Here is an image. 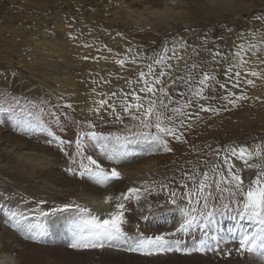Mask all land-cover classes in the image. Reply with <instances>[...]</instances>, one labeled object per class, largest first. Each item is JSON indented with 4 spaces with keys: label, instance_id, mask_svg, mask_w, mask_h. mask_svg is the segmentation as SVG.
<instances>
[{
    "label": "rangeland",
    "instance_id": "1",
    "mask_svg": "<svg viewBox=\"0 0 264 264\" xmlns=\"http://www.w3.org/2000/svg\"><path fill=\"white\" fill-rule=\"evenodd\" d=\"M167 1L0 0V105L8 106L5 103L6 97H15L21 101V104L28 100L36 103L48 100L44 99L46 97L38 89V84L27 79L29 75L18 68L20 64H24V59H28L29 54H48L49 50L47 49L61 50L65 53L63 54L65 57L69 56V58L63 56V61L66 63H62L64 64L62 70L68 71L69 76H66L69 78L67 80H72L81 88L86 84L87 86L98 83L110 85L113 84L112 80H120V76L126 77L130 69H118L114 61L125 56L127 54L125 50L128 47L133 49V53L138 48L142 55L144 54V58L153 55L157 46L158 52H160L166 43L173 40L179 41L181 38L197 49H200L202 44H206L207 49L219 47L224 51L233 50V46L238 41L247 43L249 40H253L252 35L246 36L245 34L254 33L256 41H264V0H219L224 7L213 4L212 0H175L176 10L168 19H162L166 23L169 22L170 25L162 24L157 29L152 28L154 23L150 22L156 18L151 16V13L155 10H164L168 4ZM143 10H147L150 15L141 18ZM58 20H64L60 27H57V25L59 26ZM62 28L66 29L65 33L62 32ZM69 33L72 35L75 33L74 36H77L78 39H69ZM117 33H121L122 36H117ZM242 37L244 38L242 39ZM85 43L92 47L87 49L82 47ZM105 45L107 47H104ZM108 48L112 49L111 53L107 51ZM260 51L264 56V43H261ZM105 53L107 57H104ZM189 53H192L191 48ZM84 56L98 59L85 60ZM193 58L208 59V52L202 50L200 56L196 57L193 54ZM205 67L210 68L211 66L205 65ZM219 78L222 81L224 79L222 75ZM60 80L63 81V79ZM103 80L111 81V83H106ZM26 82L32 84L26 85ZM263 91L264 83L258 87L261 96L259 100L250 97V93L247 92L249 99L244 101L246 104L239 108L230 107L228 111H221L218 115L200 113L197 123L204 126L205 122V127H207V123L211 124L205 129L209 140L203 141L198 146L199 148L187 146L189 149L187 152H193L191 157L187 156L190 159H179L177 162L173 160L175 151L164 152L163 148L157 149L154 145L145 142L128 143L124 146L128 153L127 162L116 166L122 174V179L115 182L114 189L109 194H113L117 190H126L128 187L141 188L139 204L134 199L131 202H126L127 223L125 230L129 235L138 234L137 225H139V233L144 237H154L176 231L177 224L181 222L179 220L182 217L180 208L186 206L177 185L185 183L186 175H192L199 172L200 169L209 167L215 159V153L211 151L209 145L212 148L230 144L254 146L262 142V138H264V102H261L264 101ZM54 103L56 101H53ZM45 107L47 106L45 105ZM16 111L19 114V108ZM77 120L82 121L83 119ZM0 122H2L0 123V133L12 135L19 139V142L25 141L31 144L36 152H42L45 149V151L48 150L47 153L50 156H55L58 167L56 172L59 174L57 177L60 178L65 188L77 193L79 191L91 192L89 194H92L94 189L98 192L95 194L97 197H101L103 193L111 189L112 185L105 189L95 186L87 180L69 175L65 168H76V165L70 163L69 165L68 158L63 157V154L59 153L55 147L46 145L43 142V137L37 139L21 134L16 128L15 117L0 113ZM96 123L95 130L106 135L110 133L129 135L128 128H131L133 132L141 131L131 121L119 124L109 119L107 123L105 121H96ZM80 125L69 122L67 131L62 133L64 138L74 140L77 133L90 131L83 124ZM193 130L196 131V128ZM183 144L186 143L170 140L169 147L173 149L174 146L180 147ZM68 150L74 152V146ZM86 155L103 160L99 156V150L92 147L86 149ZM146 162L155 163L156 168L154 167V171H150L151 173L143 171L140 174L139 170ZM85 163H87L86 160ZM103 166L110 170L113 165L103 160ZM128 172L135 173L128 175ZM6 182H8L7 179L0 177V239L7 247L12 248L20 264H264V254L259 249L252 254L245 253L243 255L235 251L238 248V243L231 240L233 232L239 229L241 224L246 228L252 227L247 221L241 222L238 219H233L235 212L217 214L203 230L201 223L206 222L193 225L190 230L191 234L188 236L177 234V237H170V239L179 238L188 246H199L203 240L210 249L205 254H168L142 257L124 251L122 248L73 249L69 247V244L74 230L79 226L80 214L69 210L45 218L39 216V213L41 211L51 213L54 207L59 208L73 201L79 204L78 198V200L72 199L77 194L72 191L68 193L70 202L68 198L62 199L58 195L54 200H45L46 203L41 204L42 200L31 197L20 191L19 187L16 189ZM19 184H22L20 187L24 191L31 188L30 183ZM173 190L178 193L175 205L171 203L169 195ZM20 214L28 217V221L33 224L43 223L46 232L42 242L34 243L25 240L24 234L12 227L14 216L18 217ZM142 215L147 216V219H140ZM217 245L220 251H212L211 249ZM228 251L232 252L231 256L222 254Z\"/></svg>",
    "mask_w": 264,
    "mask_h": 264
},
{
    "label": "snow or ice",
    "instance_id": "2",
    "mask_svg": "<svg viewBox=\"0 0 264 264\" xmlns=\"http://www.w3.org/2000/svg\"><path fill=\"white\" fill-rule=\"evenodd\" d=\"M245 35H252L253 40L235 44L234 50L228 51L219 47L207 49L206 44L196 49L184 38L173 40L166 43L160 52L151 57L145 56L142 64L139 50L133 53V49L128 47L125 50L127 54L115 59L114 63L121 70L135 67V72L127 77H119L124 81L122 87L102 93L103 98L99 100L92 99L93 106L88 110L90 115H84L82 121L75 119V106L62 96L54 104L51 100H41L39 103L28 100L21 104L15 97H6L8 106L0 105V113L15 117L16 128L21 134L37 139L43 137L46 145L55 147L68 158L71 165H76V168H65L69 175L107 189L122 179L116 166L127 162L126 144L145 142L157 149L163 148L164 152H172L170 140L187 143L184 133L200 113L218 115L221 111L236 107L238 102L249 99L246 89H255L257 80L264 81V56L260 51L264 41H256L254 33ZM117 36L122 34L117 33ZM68 38L78 39L71 33ZM82 47L89 48L92 45L86 43ZM190 48L192 53H189ZM202 50L208 52V59H194L193 54L198 57ZM107 51L111 53L112 49L108 48ZM83 59L98 58L84 56ZM205 65L211 67L206 68ZM220 75L224 77L223 81ZM92 94H96L95 89ZM193 109L196 111L193 112ZM109 119L119 124L131 121L141 131L133 132L128 128L129 135H105L95 130L96 121L107 123ZM69 122L83 124L90 131L77 133L74 140L66 139L62 133L67 131ZM73 146L74 152H70L68 149ZM88 147L99 150V156L113 165L110 170L103 166V160L86 155ZM209 148L215 153V159L209 167L186 175L185 183L177 185L186 206L180 208L182 220L175 232L144 237L137 225L138 234H128L125 230L126 202L134 199L139 204L141 188L138 187L117 190L105 196L104 204L111 205L114 210L93 214L91 208L73 201L59 208L54 207L51 213L41 211L39 216L47 218L69 210L79 213V226L74 230L69 244L73 249L122 248L142 257H153L205 254L210 249L203 240L199 246H188L181 239L170 237H177V234L188 236L193 225L206 222L201 223L203 230L217 214L235 212L233 219L252 225L246 228L241 224L233 232L231 240L238 243L235 251L243 255L259 249L264 254V138L254 146L230 144L215 148L209 145ZM169 195L171 203L175 205L177 191L173 190ZM140 219H147V216L142 215ZM25 221H28V217L23 214L14 216L12 227L22 232L25 240L42 242L46 232L43 223ZM211 250L220 251L218 245ZM222 254L231 256L232 252Z\"/></svg>",
    "mask_w": 264,
    "mask_h": 264
},
{
    "label": "bare ground",
    "instance_id": "3",
    "mask_svg": "<svg viewBox=\"0 0 264 264\" xmlns=\"http://www.w3.org/2000/svg\"><path fill=\"white\" fill-rule=\"evenodd\" d=\"M167 2H168V4H166V7L164 8V10H162V11L155 10L154 12L151 13V16L156 18L155 20L150 22V23H154L152 28L157 29L162 24L168 25V26L170 25L169 22L166 23L162 19H166V18L168 19L169 16H171L173 14V12L176 10L177 5H176L175 0H168ZM212 3L216 4L218 6H223L222 2L219 0H212ZM146 15H150V14L147 13V10H145V11L143 10L141 12V18H144V16H146ZM55 21H57V20H55ZM63 21L58 20L59 26L57 25V27H60V24ZM62 32L65 33L66 29L62 28ZM74 35H75V33H74ZM150 40L151 39H149V41ZM78 43L80 44V41ZM239 43H244V42L238 41L236 44H239ZM197 44H199V43H197ZM47 50H49L48 54H40V55L34 54V53L29 54L27 56L28 59H24L25 61H24L23 65H21V64L19 65V63H17L19 65L18 68L21 69V71H23L27 75H29V77L27 79H29L31 82L33 81V82H36V84H38V89L44 94V97H46L44 99L51 100V102L53 103V101H56L58 97L62 96L64 98V100H66L70 103H73V105L76 108V112L73 113L75 119H83L84 115H90L88 110H89L90 106H93L92 105V99L99 100V99L103 98L101 95L102 93H106L110 90L118 89L119 87L123 86L124 81H123V79L122 80L120 79L117 81L112 80L113 84H110V85L109 84L101 85L102 83H98V84H94L93 86H92V84L87 86V84H86L85 87L80 88L72 80L71 81L67 80L69 78V77H67V76H69L68 71L62 70L63 69L62 65H64L62 63H66L65 61H63V59L65 57L63 54H65V53L62 52L61 50H58V51H53L50 49H47ZM75 50H77V49H75ZM136 50H138V48ZM136 50H134V53L136 52ZM233 50H234V47H233ZM151 51H153V50H151ZM104 52H105V49H104ZM139 53H140L139 61L142 64L144 62L143 61L144 60V58H143L144 54L142 55V52L140 50H139ZM156 53H158V46L153 51V55ZM153 55H150L149 57H151ZM97 56H98V54H97ZM105 56L107 57L106 53H105L104 57ZM39 57H41L42 59L41 58L39 59ZM67 57L69 58V56H66L65 58H67ZM22 58H23V56H22ZM102 58H101V60H102ZM89 60H92V59H89ZM101 66H103V65L101 64ZM135 70H136L135 67H132L130 69L129 74H127L126 77L129 76L130 74L132 75V72L133 71L135 72ZM218 71H220V69H218ZM98 72H100V71H98ZM122 73H123V71H122ZM106 75H108V74H106ZM38 79H40V80H38ZM60 79H63V81H61ZM64 79H66V80H64ZM103 81H105V80H103ZM14 82H16V81H14ZM26 83H27L26 85L32 84V83L29 84L30 82L29 83L26 82ZM263 83H264V81L262 82L260 80H257L256 81L257 87L255 89H250V88L246 89L247 92L250 93V97L254 98L255 100H258V99H256L257 97H259V98L261 97L259 95V92H258V87L260 85H262ZM22 86H23V84H22ZM77 87H79V88H77ZM24 89H25V87H24ZM93 89L96 90L95 95L92 94ZM263 93H264V91L262 92V95H263ZM244 104H246V103H244V101L238 102V105L236 107L239 108L241 106H244ZM236 107H234V109H236ZM81 110H83V113L81 112ZM192 111L195 112L196 110L193 109ZM226 111H228V110H226ZM205 114H208V113H205ZM201 118H203V117H201ZM197 121H198L197 118L192 120L191 127H190L191 130H187V132H185V134H184V138L187 140V143L183 144L180 147L179 146L176 147L177 145L174 146L173 151H175V153H174L175 156H173L174 157L173 160H176L178 162L179 159L185 160L186 158H188L187 156L191 157L193 152L192 151L187 152V150H189L188 149L189 146L198 147V146H200V144L203 141L205 142V140L206 141L209 140V138L207 137L208 134L205 132V129L207 127H209L211 124L207 123L208 125H207V127H205L206 123L204 121H203L204 126L199 125L197 123ZM206 121H207V119H206ZM79 126H81V125L79 124ZM195 128H196V131L193 130ZM77 129H80V128H77ZM47 152H48V150L45 151V149L42 152H36L34 147L31 144H29L25 141L19 142V139H17L16 137H13L12 135H5L3 133H0V177L5 179V180L7 179L8 182H6V183H9L10 185L14 186V188L18 189V187H19L20 191H23L24 193L29 194L31 197H36L42 201H45V200L50 201L52 199L54 200V198L58 197V195H60L59 197H62V199H65V198L69 199L70 195L68 193H70L72 190H70L69 188H65V186L62 185V181L60 180V178L57 177L59 174H58V172H56V170H58L57 169L58 167L56 165L57 159L55 158V156L54 157L50 156L49 153H47ZM190 157L188 159H190ZM174 163H175V161H174ZM68 164H69V162H68ZM155 166H156L155 163L146 162L145 165L143 166V168L139 170L140 174L143 173V171H145L146 173H149L150 171H152L154 169ZM132 173H135V172H128L127 174L131 175ZM5 175L8 178L4 177ZM18 182L19 183H30L31 188L29 190L24 191V189L22 187H20V185H22V184H19ZM27 186H28V184H27ZM113 189L114 188L112 186L111 189L108 190L106 193H103V195L101 197L95 196V194L98 192L94 189L93 190L91 189L92 194H89L91 192L86 193L83 191H79L77 193L75 191H72L73 193L77 194L76 197L72 198V199L78 198L79 199V205H81L83 207L91 208L93 210V214H100L102 211L114 210L111 205H106L103 202L104 197L109 195V192H111ZM69 202H70V199H69ZM181 220H182V217L179 221H181ZM178 226H179V223L177 224V227ZM0 264H20V262L18 261V258L13 253L12 248L7 247L4 244V242L1 241V239H0Z\"/></svg>",
    "mask_w": 264,
    "mask_h": 264
}]
</instances>
